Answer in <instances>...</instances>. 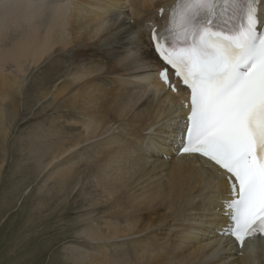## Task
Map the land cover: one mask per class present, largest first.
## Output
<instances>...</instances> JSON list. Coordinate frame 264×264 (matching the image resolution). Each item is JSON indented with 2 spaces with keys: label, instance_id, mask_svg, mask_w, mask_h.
Masks as SVG:
<instances>
[{
  "label": "bare ground",
  "instance_id": "6f19581e",
  "mask_svg": "<svg viewBox=\"0 0 264 264\" xmlns=\"http://www.w3.org/2000/svg\"><path fill=\"white\" fill-rule=\"evenodd\" d=\"M176 1L0 0V101L31 67L46 66L38 100L64 77L52 94L64 103V132L43 135L37 159L44 167L69 161L58 173L64 183L92 182L91 212L103 215L83 233L102 253L86 264H264V239H249L252 256L228 236V185L178 154L189 92L174 76L179 92L160 81L164 65L150 40ZM112 247L123 256H110Z\"/></svg>",
  "mask_w": 264,
  "mask_h": 264
},
{
  "label": "snow or ice",
  "instance_id": "6c2138e0",
  "mask_svg": "<svg viewBox=\"0 0 264 264\" xmlns=\"http://www.w3.org/2000/svg\"><path fill=\"white\" fill-rule=\"evenodd\" d=\"M264 0H177L152 44L172 92L190 93L179 151L229 187L228 234L264 239ZM161 15L164 9L160 8ZM171 69V74L169 72ZM243 254V252H242Z\"/></svg>",
  "mask_w": 264,
  "mask_h": 264
},
{
  "label": "rangeland",
  "instance_id": "374dc122",
  "mask_svg": "<svg viewBox=\"0 0 264 264\" xmlns=\"http://www.w3.org/2000/svg\"><path fill=\"white\" fill-rule=\"evenodd\" d=\"M117 17L123 19L124 13ZM129 20L126 21L129 23ZM64 59H61L63 66ZM45 67L42 64L37 69L29 68L20 90L11 92L10 99L0 101L4 120L0 119L3 123L0 127L5 126L6 132L0 130V264H86L93 251L102 253V246H96L83 233L85 226L88 229L103 215L91 212L95 198L92 182L83 183L76 173L79 183L75 177L64 183V173H58L69 161L61 162L62 166L44 167L37 159L43 153L39 146L46 145L42 136L49 135L53 127L64 132V103L55 101L52 96L64 77L47 84L50 93L46 100L36 98L39 95L36 83ZM88 221L89 226L85 225ZM110 250H114L110 256L115 259L124 254L121 247Z\"/></svg>",
  "mask_w": 264,
  "mask_h": 264
}]
</instances>
